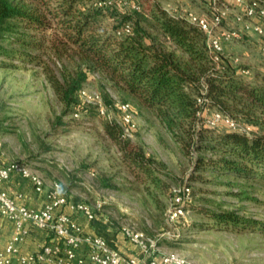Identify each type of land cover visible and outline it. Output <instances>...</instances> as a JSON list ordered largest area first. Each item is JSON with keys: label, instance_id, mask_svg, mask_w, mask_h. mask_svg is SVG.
<instances>
[{"label": "rangeland", "instance_id": "rangeland-1", "mask_svg": "<svg viewBox=\"0 0 264 264\" xmlns=\"http://www.w3.org/2000/svg\"><path fill=\"white\" fill-rule=\"evenodd\" d=\"M157 2L170 12L209 14L211 9L208 0H122L118 10L121 15L134 17L138 15L134 11L140 10L142 24L155 30L152 20L146 18ZM225 5L222 12L226 6L235 12L241 9ZM115 22V18H107L104 23L111 30ZM27 32L35 34L45 48L22 47L15 41L19 34L0 37V155L4 161L25 160L44 175L48 185L59 181L69 200L86 202L93 208L94 221L100 222L103 233L110 237L134 227L148 236H161L162 252L177 250L197 264H264V173H237L210 163L199 166L201 156L217 161L227 155L219 149H198L179 141L153 109L98 70L88 71L81 99L100 103L106 114L101 115L93 104V113H74L57 95L45 65L59 75L63 68L84 69L86 65L78 56L73 57L71 50L61 58L56 55L53 43L58 42L54 38L60 36L56 29ZM246 37L226 40L222 58L237 69L249 68L250 74L244 76L264 84V53L250 50ZM4 48L13 55L5 53ZM21 52H31L35 61ZM233 57L239 62L235 63ZM125 102L134 114L136 127L132 130L122 121L121 105ZM215 110L213 106L206 110L208 124ZM230 117L238 128L250 127L251 134L264 135V110H257L250 118L242 113ZM107 122L120 126L125 138L144 145L146 154L159 166V181L139 173L125 160L121 147L107 134ZM214 127L230 129L225 121ZM205 144L212 143L199 142L200 146ZM104 180L114 186L104 185ZM183 182L191 184L193 202L184 218L171 223L166 214L171 190ZM206 210L233 211L257 224L216 223ZM165 232L179 234V238L162 236Z\"/></svg>", "mask_w": 264, "mask_h": 264}, {"label": "trees", "instance_id": "trees-1", "mask_svg": "<svg viewBox=\"0 0 264 264\" xmlns=\"http://www.w3.org/2000/svg\"><path fill=\"white\" fill-rule=\"evenodd\" d=\"M96 0H0V37L19 34L15 38L22 47L44 49L43 42L28 30L43 32L56 29L55 53L78 56L86 68L61 74L45 65L49 81L61 101L74 113L88 115L93 106L81 99L88 71L105 73L114 85L135 96L156 112L158 119L181 142L198 149H219L224 155L217 161L201 156L198 165H216L237 173H264V135L216 128L207 123L206 111L197 102V95L206 88L209 105L234 116L242 113L250 118L264 110V84L248 80L232 62H216L207 46L204 32L185 18L176 17L160 3H155L151 30L142 24L138 14H120L117 6L98 7ZM115 18L111 30L104 23ZM129 25L131 31L119 35ZM5 53L13 55L4 48ZM17 51H13V53ZM20 53V52H18ZM31 56V52H21ZM31 60L35 61L31 56ZM37 62L42 64L41 58ZM201 112V114H200ZM108 136L123 150L125 160L153 181H159V166L146 154L144 145L123 136L120 126L107 122ZM200 141L212 144L200 146ZM264 175V174H262ZM106 186H114L108 181ZM216 223L226 225H256L233 211L206 210ZM94 221V220H92ZM97 233L115 247V237L103 233L104 226L93 222ZM105 235V236H104Z\"/></svg>", "mask_w": 264, "mask_h": 264}, {"label": "built area", "instance_id": "built-area-1", "mask_svg": "<svg viewBox=\"0 0 264 264\" xmlns=\"http://www.w3.org/2000/svg\"><path fill=\"white\" fill-rule=\"evenodd\" d=\"M122 0H96L95 6L107 7L117 6ZM209 14H200L193 10L184 12H171L176 17L185 18L188 22L198 26L206 35L208 50L216 62H220L224 53V42L229 39H241L248 32H254L264 37V0H209ZM234 4L240 6L241 10L235 14V22L241 27H229L225 21V13L221 11L220 5ZM169 11V10H168ZM131 31L129 25L119 31V35ZM261 51L264 53V42L261 43ZM235 63L238 57H233ZM243 75H249V68L238 70ZM85 91L82 89L81 96ZM88 103L95 105L101 115L106 114V109L96 102L88 99ZM197 102L202 110L208 109L210 98L206 88L197 95ZM122 121L131 130L136 127L134 114L129 103H123ZM201 114V112H200ZM225 121L231 130L251 135V128L245 130L237 127V123L230 115L215 110L210 122L215 126L217 122ZM13 175H20L30 182L35 191L46 198V203L41 209L30 208L16 202L15 198L4 189L0 188V214L13 220L14 233L6 247L0 251V264H12L15 256L21 264H41L49 261L51 264H197L177 250L162 252L159 246L161 236H148L134 227H126L124 235L131 242L139 245L144 256H127L117 248L112 247L105 237L99 234H86L82 227L75 221L74 216L65 211L70 207L75 213L84 215L89 221L96 218L91 206L82 201H71L62 192L61 183L54 181L50 185L44 175L33 165L25 160L4 161L0 155V184L8 181ZM171 203L167 209L168 220L177 223L184 218L188 207L193 202L194 194L190 183L183 182L173 186ZM18 193V197H22ZM32 227L48 230L51 233L50 240L41 250L31 255L19 254V245L26 239ZM162 236L170 239H178L179 234L165 232ZM87 247V257H79L78 252L83 245Z\"/></svg>", "mask_w": 264, "mask_h": 264}, {"label": "crops", "instance_id": "crops-1", "mask_svg": "<svg viewBox=\"0 0 264 264\" xmlns=\"http://www.w3.org/2000/svg\"><path fill=\"white\" fill-rule=\"evenodd\" d=\"M223 6L220 5V8L223 9ZM223 12L225 13L226 23L228 26L233 28L241 27L235 22V11L226 6ZM254 21H260L264 26V20L256 19ZM246 36L245 43L247 45H251L248 46L250 50H261V43L264 42V37H261L254 32H248ZM255 46L257 48H254ZM0 188L7 190L15 198L17 203L24 204L30 208L41 209L47 201L44 195L37 193L30 182L20 175H13L8 181L1 183ZM18 193H22L23 196L18 197ZM65 211L74 216L75 221L82 227L86 234H98L96 228L91 224V221H89L84 215L75 213L72 209H70V207H66ZM13 233V220L0 214V251L6 247L8 242L11 240ZM50 236L51 233L48 230L32 227L26 239L19 245V254L28 256L38 252L47 242H49ZM114 243L115 247L124 255L137 257L145 255L139 245H136L126 238L123 232L118 233L115 236ZM78 256L84 258L87 257V247L85 244L80 248ZM17 257L18 256H15L12 264H21ZM41 264L51 263L49 261H45ZM86 264H90L88 258L86 259Z\"/></svg>", "mask_w": 264, "mask_h": 264}]
</instances>
